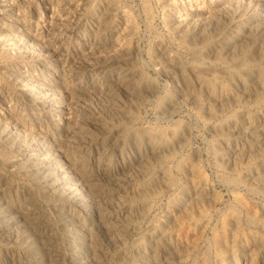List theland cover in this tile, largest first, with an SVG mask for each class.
Masks as SVG:
<instances>
[{
    "label": "bare ground",
    "instance_id": "obj_1",
    "mask_svg": "<svg viewBox=\"0 0 264 264\" xmlns=\"http://www.w3.org/2000/svg\"><path fill=\"white\" fill-rule=\"evenodd\" d=\"M188 2L145 51L123 0H0V264H210L216 182L264 262V0Z\"/></svg>",
    "mask_w": 264,
    "mask_h": 264
},
{
    "label": "rangeland",
    "instance_id": "obj_2",
    "mask_svg": "<svg viewBox=\"0 0 264 264\" xmlns=\"http://www.w3.org/2000/svg\"><path fill=\"white\" fill-rule=\"evenodd\" d=\"M199 1V0H198ZM123 2L131 9L132 15L135 21L138 23L140 34L144 37L140 45L143 46L144 50L149 49V45L145 39L149 33H153L154 30L160 31L164 20L165 9L162 7L160 0H123ZM171 3V0H170ZM175 7L182 6V3H189L188 0H172ZM173 5V4H172ZM173 5V6H174ZM177 5V6H176ZM164 10V11H163ZM159 17H163L162 20ZM154 28V29H153ZM154 77H157L160 82L164 80L152 73ZM149 117H151L152 109L151 106L148 107ZM197 134L195 142L199 145L205 146L204 135L200 128H197ZM206 172L209 176L213 177V172L209 166L206 167ZM216 190L219 194V202L214 204L211 209V223L209 228L204 231L201 235L195 236L190 231L186 229L182 230L180 235L181 240L188 243V245H193L200 252L211 251L212 257L210 264H233L228 259L221 260L218 251L221 246L224 245V236L218 231V219L221 217L224 209L231 203L232 194L221 182H216ZM193 235V236H192ZM217 254V255H216ZM195 264H199V261H196ZM235 264H243L241 259L236 260ZM256 264H264L262 260H258Z\"/></svg>",
    "mask_w": 264,
    "mask_h": 264
}]
</instances>
